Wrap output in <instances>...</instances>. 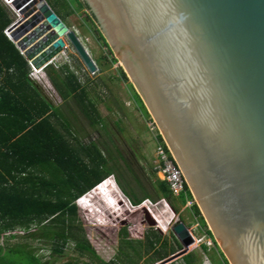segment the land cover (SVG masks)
Returning a JSON list of instances; mask_svg holds the SVG:
<instances>
[{
    "label": "water",
    "instance_id": "1",
    "mask_svg": "<svg viewBox=\"0 0 264 264\" xmlns=\"http://www.w3.org/2000/svg\"><path fill=\"white\" fill-rule=\"evenodd\" d=\"M81 1L229 264H264V0ZM11 7L17 19L9 40L34 70L71 46L87 71L97 72L45 0H16ZM107 180L136 209L114 177ZM144 204L175 216L165 199ZM172 230L183 248L157 264L189 254L196 243L183 222Z\"/></svg>",
    "mask_w": 264,
    "mask_h": 264
},
{
    "label": "trees",
    "instance_id": "2",
    "mask_svg": "<svg viewBox=\"0 0 264 264\" xmlns=\"http://www.w3.org/2000/svg\"><path fill=\"white\" fill-rule=\"evenodd\" d=\"M45 2L64 24V18L72 14L73 5L76 9L83 10L97 39L111 55V63L118 62L85 3L72 0L69 7L64 0ZM11 23L9 16L0 6V238L4 239V243L0 244V264H46L42 258L36 256L29 240L48 243L52 254H60L68 242L74 243V253L78 258L65 264H138L143 258V253L135 251L134 255L138 259H134L132 253L127 251V247L132 250L134 247L124 239L128 235L125 229L120 231L121 242L116 259L111 262L100 259L83 232L75 201L111 175L115 176L116 184L133 206H138L145 199L154 200L153 195L165 199L176 213V201L180 200V205L184 206L186 197H174L168 184L158 178L153 182L152 195L142 190L141 197H138L133 187L125 182L124 169L119 162L124 163L130 173L131 169L119 152L116 151L114 157L104 143H83L77 136L72 135L70 123L62 108L53 106L38 85L31 80L28 62L14 43L4 35V30ZM119 68L120 77L128 82L126 74ZM44 73L65 109H69V104L74 102L92 130L96 133L99 128L105 130V121L96 110L94 101L88 96L87 83H81L76 73L70 71L66 65L58 68L47 65ZM128 84L141 108L148 115L133 86L129 82ZM152 174L156 176L155 169ZM134 179L141 188L139 181ZM109 184L110 181H106L99 189ZM99 189L89 195L91 200L88 205L86 198L82 200L84 205L80 206L81 209L95 211L98 207L95 203H103L105 196L121 203L123 198L118 191L116 193L120 199L113 195L111 189L104 195ZM188 192V199L192 200L193 196L189 190ZM118 208L120 216L117 215L113 219L109 218L107 211L103 213L96 210L94 227L105 232L114 228L117 219L123 217L126 212L124 206L119 205ZM141 208L146 211V206ZM192 212L198 217L200 226L204 227L206 238L211 239L219 250L221 263L229 264L196 203L192 206ZM127 213L131 214L129 210ZM98 217L100 218L97 219ZM160 225L166 227V222ZM32 229L35 230L32 232ZM15 230H23L27 234L11 244L9 241L15 239V235L4 234ZM154 231L145 237L147 242L144 250L146 253L153 251L151 262H160L175 254L177 250L169 244L168 239H163L160 233ZM173 240L181 249L179 241L175 237ZM157 244L160 247L157 248ZM202 250L207 252V246L202 245ZM83 257L88 258V261L81 262ZM183 260L185 264H196L197 256L191 252L183 256Z\"/></svg>",
    "mask_w": 264,
    "mask_h": 264
},
{
    "label": "rangeland",
    "instance_id": "3",
    "mask_svg": "<svg viewBox=\"0 0 264 264\" xmlns=\"http://www.w3.org/2000/svg\"><path fill=\"white\" fill-rule=\"evenodd\" d=\"M64 1L69 7H71L72 0ZM0 6L9 16L12 23H14L17 19V13L14 10H8L1 4ZM71 11L72 14H69L64 18L65 25L70 30L75 32L79 41L83 44L92 60L95 62L98 70L95 74L89 73L71 46L66 48L63 55L58 56V58L54 60L53 66L56 68L59 65H66L70 71L76 73L77 78H79L81 83H87L88 96L94 101L96 110L104 119L106 125L105 130H101V128H99V132L97 133L92 130L87 125L84 117L79 112L78 107L74 102L69 104V109H65L62 106L60 97L54 91L52 86L49 83H44L42 85L40 80L35 77V75L41 77L43 75V70L37 71L32 69L34 76L31 77V80L38 85L42 93L49 99L53 106H59L62 108L64 115L70 123L72 135L77 136L83 143H88V141L104 143L107 147H109V150L114 157L116 156V151L119 152L131 169L130 173L128 169H126L124 163L122 164L119 162V164L122 165L121 167L124 169L125 182L129 183L130 186L133 187V190L138 197H141L142 190L146 191L147 194L152 195V191L154 189L153 182L156 178H158L157 175L153 176L152 171L155 169L158 162L156 161L154 155V142L145 125L148 115L145 111H143L139 100L136 98L135 94H133V90L128 84L130 81H123L120 77V63H111V55L97 39L93 27L88 21L86 14H84V11L76 9L74 5ZM66 62H69L70 64L68 65ZM132 174H134V177H132ZM134 178L139 181L141 188L138 187ZM104 181L108 180L105 179ZM116 186L118 187L117 184ZM110 189L113 191V195H117L116 198H118V192L114 189L111 182L109 185H105L99 190L102 195H104L105 193L110 192ZM92 193L93 192L90 191L84 195L87 202L86 205L89 204L88 201L91 200L89 195ZM113 195L111 194V196ZM152 198H154V200H147L152 202L154 205L159 203L161 200L159 197L157 198L153 195ZM144 201H146V199ZM176 202L178 204L176 206L178 212L175 213V216L172 219L173 216L170 215V212H167L166 214L163 206L161 205L158 206V208H152L144 204L143 206H146V211H148L147 213L141 208L142 206L140 207L142 203L138 205L139 207L132 205V208L136 209H131L126 205L123 199L121 200V203H119L118 200L115 202V200L112 201L111 198L108 199L107 196H105L103 203H95L98 205L96 209L98 212L103 211V213H105L107 211L106 213L109 215V218L113 219L117 215L120 216V210L118 208L119 205L120 207L124 206V209L126 210L123 217L121 216L117 219L116 226L108 232L102 231L101 229L98 231L94 227L93 219L97 213L96 210L88 211L84 208L81 209L80 206L83 207L84 204L79 202V199L75 201V204L78 209L79 222L82 226L83 232L98 257H100V259L104 262H111L116 259L121 242V236L119 235L120 231L123 229H125L128 233L127 237H124V239L133 244L134 247L133 250L132 248L127 247V251L132 253L134 259H138L134 255L135 251H141L143 253V258L139 260L138 264L159 263L151 262V258L154 257L153 251L146 253L144 250V245L147 242L145 237L150 235L154 230L160 233L163 239H168L169 244L176 248V253L180 252L183 247L181 245L180 249V247H178V245L174 242L173 238L175 235L172 229L177 222L181 221L186 225L197 240L203 239L202 243L194 244L190 248V253L193 252L197 256L196 264H222L219 250L214 243L212 246L208 245L210 243V239L205 237V229L200 226L198 217H196L192 212V207L190 208L180 205V200H177ZM168 205L171 208L169 203ZM128 210L131 214L127 213ZM130 215H133L134 217H130ZM99 218L100 217L97 219ZM162 222H169L168 228L161 226L160 224ZM33 230L35 229H32L31 231L33 232ZM13 234L16 238L9 241L11 244L19 241L20 238L25 236L27 233L23 230H15ZM163 239H161V242ZM29 243L35 249L36 256L42 258L46 264H65L70 260L73 261L78 258V256L74 253V243L71 242H68L60 254H52L49 244L42 240H29ZM159 244L156 245L157 248L160 247ZM202 245L207 246V252H203ZM80 261L87 262L88 258L83 257ZM170 264L185 263L183 257H181L175 259Z\"/></svg>",
    "mask_w": 264,
    "mask_h": 264
},
{
    "label": "built area",
    "instance_id": "4",
    "mask_svg": "<svg viewBox=\"0 0 264 264\" xmlns=\"http://www.w3.org/2000/svg\"><path fill=\"white\" fill-rule=\"evenodd\" d=\"M15 1L16 0H0V4L3 7L7 8L8 10H13L11 6ZM7 30H8V27L4 30V35L9 39V33L7 32ZM65 51H66V49H64L58 56L63 55L65 53ZM58 56L54 60H56L58 58ZM54 60H52L47 65H53ZM63 64H65V63H63ZM66 64L69 65L70 63L66 62ZM60 66L61 65L57 66L56 68H58ZM44 68L40 70V71L43 70V72H42L43 75L41 77L38 75H35V77L38 80H40L42 85L44 83L50 84L46 74L44 73ZM30 69H31V71H30L29 77L31 78L34 76V74L32 72L33 68L31 66H30ZM71 69H72V65H71ZM145 125H146V129H147L148 133L150 134V136L154 142V155H155L156 161L158 162L157 166L155 167V170H156V175L158 176V179L160 181H165L168 184V186H169L174 197L180 198L182 196H185L186 197V204L184 206L191 208L195 204V200H194V198L192 200L188 199L189 188L187 190L188 186L186 184L183 173H182L181 169L179 168V166L176 164L173 156H171L170 152L168 151V148L166 147V144H165L163 138L161 137V134L158 130L156 123L154 122V120L149 115L147 117V122H145ZM190 193H191V191H190ZM10 234H13V232H11V233L7 232L4 234V236H8ZM205 237H204V239H205ZM3 240H4L3 237H1L0 238L1 244H2ZM209 241H210V243L208 245L212 246L213 241L211 239ZM202 242H203V239H200V240L196 239L195 244L202 243Z\"/></svg>",
    "mask_w": 264,
    "mask_h": 264
},
{
    "label": "clouds",
    "instance_id": "5",
    "mask_svg": "<svg viewBox=\"0 0 264 264\" xmlns=\"http://www.w3.org/2000/svg\"><path fill=\"white\" fill-rule=\"evenodd\" d=\"M112 176H113V175H112ZM113 177H114V176H113ZM107 179H108V178H107ZM114 179H115V178H114ZM101 183H102V182H101ZM99 185H100V184H98L97 186H95V187H94L92 190H90V191L94 192L95 189H96V187H98ZM90 191H89V192H90ZM87 193H88V192H87ZM87 193H85V194H87ZM85 194H84V195H85ZM84 195L81 196L80 198H78V199H79V202H82V200L85 198ZM78 199H77V200H78ZM82 203H83V202H82ZM195 203H196V202H195Z\"/></svg>",
    "mask_w": 264,
    "mask_h": 264
}]
</instances>
